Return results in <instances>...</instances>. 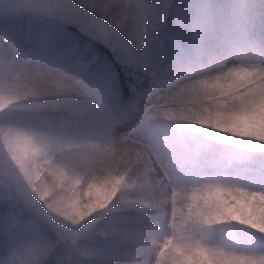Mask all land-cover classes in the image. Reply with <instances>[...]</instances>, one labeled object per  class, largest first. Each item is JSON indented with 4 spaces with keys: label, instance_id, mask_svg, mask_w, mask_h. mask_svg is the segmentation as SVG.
Wrapping results in <instances>:
<instances>
[{
    "label": "snow or ice",
    "instance_id": "6c2138e0",
    "mask_svg": "<svg viewBox=\"0 0 264 264\" xmlns=\"http://www.w3.org/2000/svg\"><path fill=\"white\" fill-rule=\"evenodd\" d=\"M76 4L78 9L60 17L74 25L65 29L60 43L96 72L110 104L79 80L28 60L0 32L12 56L10 64L0 65V130L26 146L21 156L9 145L0 159L5 191L0 198V264H71L73 256L89 255L82 240L98 214L117 204L150 211L153 222L144 231L113 224L104 234L130 242L131 249L116 248L106 259L103 249H92L102 264H264V248L252 241L231 232L219 243L214 240L224 231L220 226L242 225L260 234L257 242L264 241V188L209 180L169 193L155 174L154 156L182 145L170 136L155 145L140 137L118 138L124 131L123 101L145 85L156 87L164 94L152 106L154 119L212 130L205 133L208 143L202 148L212 147V140L233 146L221 151L217 167L257 171L264 177V65L253 63L254 55H245L241 66L225 70L220 64L216 74H197L212 87H193L199 78L168 81L165 77L179 61L185 38L205 46L217 37L216 20L206 7L189 12L175 0ZM0 9L4 17L23 9L55 14L52 6L38 0H0ZM169 24L171 30L162 34ZM98 41L125 57L118 80L110 79L109 62L114 61ZM258 47H264V41L253 43L251 51ZM80 96L89 98V108L73 112L71 101ZM145 133L157 134L150 124ZM44 168L50 183L34 178ZM76 184L87 186L81 193L93 197L82 207ZM66 192L72 196L65 198ZM35 200L40 210L29 215ZM40 213L53 222L49 227L54 237L39 231Z\"/></svg>",
    "mask_w": 264,
    "mask_h": 264
},
{
    "label": "rangeland",
    "instance_id": "374dc122",
    "mask_svg": "<svg viewBox=\"0 0 264 264\" xmlns=\"http://www.w3.org/2000/svg\"><path fill=\"white\" fill-rule=\"evenodd\" d=\"M196 1L197 0H193L192 2L196 4ZM227 1H229L230 4L227 13H220V11L216 10L213 13V16L216 20L218 30L220 29L221 31L229 32L230 36L228 38L224 37L220 41V45L217 48H212V50H208V49L203 50L199 46L193 44L191 41L188 40L184 41L186 45L190 48L191 54L188 56H184L183 53H178L179 61L171 65V67L169 68V73L165 77L166 80L168 81L175 80L179 82V80H176L179 76L183 75L188 71H191L192 69L201 66H206L209 63H213L212 61L218 58L221 52H225V51H229L230 53L235 54L237 56V59L240 60H245V55H254L255 59L264 56V47H258L255 53L251 51V45L253 43L257 45H261V42L264 41L263 38L259 36L260 33H264L263 29H260L259 27L264 25V0H227ZM99 2L107 3L109 2V0H99ZM124 2L130 3L132 2V0H124ZM205 2L208 3L209 0H205ZM57 3H59L62 6L60 9H56L55 6ZM38 4L40 5L47 4L52 6L55 14L49 15L41 11H33L27 9H23V10L29 13H39L42 15L51 16L56 19H60L62 15H65L67 13L72 12L73 10H76V8H73L71 5H69V0H38ZM221 16H224V18L228 17L230 23L226 24L225 21H221L220 20ZM253 36L254 38H252ZM224 48H226L225 51L222 50ZM11 59L12 56L8 50L7 42L5 40H0V65L6 63L10 64ZM27 59L35 62L34 60H31L29 58ZM35 63H38L40 66L49 67L42 60H38ZM243 64L244 63L242 62L231 63L230 65H225L224 68L226 70L227 68L241 66ZM51 68H55V67H51ZM218 70L219 67L216 68L214 71H212L211 74H216V71ZM203 74L204 73H201V75ZM196 78H199V76L195 75L192 78H190V80L180 83H190L193 79ZM87 80L90 81L89 79ZM81 84L86 86V84H84V81H81ZM95 91L97 93L96 96H98L103 103L105 104L111 103L110 95H108L103 89H101L100 86H96ZM163 94H164V90L162 93L158 95H163ZM130 101L131 100L128 99V102L126 104H129ZM71 104L72 107H79L77 103H71ZM153 104L149 105L144 109L145 111L138 118L135 128L132 130V133L134 137H140L146 143L153 145L157 144L160 141L167 140L169 136L173 140L177 141L182 145L179 149L164 151L159 153L158 157L154 156L157 159V162L159 163L160 167L167 173V179L171 175L169 180V183L171 184V189L179 190L184 187H191L198 183H204L211 180L206 178L210 177L209 176L210 174L214 172H218L221 168L216 166V162H208V161L202 162L200 160L199 153L204 155L205 151L203 150L202 152H200L198 147H194V145L200 144L204 140L208 142V136L205 135V133L212 130H200L197 126L185 125L174 121L154 119L151 113ZM125 108H127V106H125ZM149 124L151 125V128L157 133L156 135H149L145 133V126ZM161 133H163V135H160ZM211 142L214 145L218 144V146L233 147L230 145H224L222 142H218L215 140H212ZM9 145H12V147L16 150L18 155L20 154V151H24L26 147L22 143H17L16 138L14 136H9L7 134L6 129L0 130V159H2L4 153L8 152ZM35 147L38 148L39 146H35ZM4 148H6L7 150H5ZM218 157H220V155ZM173 166L177 170L173 171L172 173L170 170H172ZM245 171L247 170H240L236 172L241 176V174H245ZM182 172L192 174L193 176L188 179H185L179 185L176 179L179 178L178 174ZM40 175L41 174H38L37 176H39V178H42V176ZM221 177L222 176H219L218 174L216 178L213 180H221L224 182L233 183V182H229L230 180L228 176L225 179H221ZM51 179L52 178H50V180L46 183H50ZM171 180L174 185H179V187L175 188ZM75 187H76V191L78 193H81V189H82L81 184H76ZM244 187L246 186L244 185ZM249 189L257 190L261 188L257 187L253 183L252 186L249 187ZM172 190H170V192ZM86 192H87V186H83L82 193H86ZM82 193H81V199L78 200V203L80 204L81 207L83 206V204L89 203L93 199V197L89 195H83ZM4 195H5L4 188L2 185H0V198H3ZM70 196H72L71 192L65 193V198ZM33 204H34L33 212H39L40 202L38 200H35ZM33 212L30 213L29 215L33 214ZM101 216L102 219L98 223V226L100 227H98L97 229H93L95 227H92L91 229L93 231L100 230L101 232L106 233L110 230L113 224H116L121 228L125 229L124 224L126 219L130 220V224L128 223L129 227L127 226L128 228L127 230L144 231L149 229L153 222V218L150 211L122 208L118 204L115 206H110L108 209L98 214L97 219H99ZM88 218L89 217H85V219ZM41 222L48 224L53 223L50 220H48L47 217L43 216L42 213H40L39 215L40 232L43 229L42 225L40 224ZM56 226L59 227L58 225ZM238 226L244 227L242 225H238ZM252 232L254 233V231ZM53 233L55 234V232ZM258 234L259 233H255V235ZM104 236H108V235L104 234ZM221 239H223V236L218 238L214 237V240L217 243H219ZM103 242L104 239L100 243L101 247L97 245L96 248H101L104 250V247L102 246ZM91 243L92 241L86 242L84 239L81 242V246L84 247L86 250H90L89 251L90 253L91 250L93 249L90 248ZM125 245H127L129 250L131 249L130 242H128ZM257 247L264 248L263 245H258Z\"/></svg>",
    "mask_w": 264,
    "mask_h": 264
},
{
    "label": "trees",
    "instance_id": "16d2710c",
    "mask_svg": "<svg viewBox=\"0 0 264 264\" xmlns=\"http://www.w3.org/2000/svg\"><path fill=\"white\" fill-rule=\"evenodd\" d=\"M192 1L193 0H175V2L181 8H184L189 12H194L196 10L203 9L206 7L212 15L216 10L220 11V13H227L230 6L229 1L227 0H209L208 3L205 2V0H197V5L194 4ZM69 5L76 9H78L79 7L76 4V0H69ZM0 12H2V9H0ZM220 20L225 21L226 24L230 23L228 17L224 18V16H221ZM72 27H74V25L65 24L61 18L56 19L51 16L42 15L39 13H29L25 10H21V13L19 15L11 17H4L0 15V32L6 33L7 39L11 41V43L16 46L21 52L26 53L27 58L34 60L35 62L38 60H42L49 67H55L56 69L71 76L73 79H78L80 82L84 81V84H86L85 87L91 90L96 95L97 93L95 91V88L96 86H100L96 72L92 70L90 65L86 66L82 62L78 61L75 56L69 54L68 50L60 43L59 38L65 34V29H70ZM259 27L264 31V25ZM170 30L171 25H165L164 29L162 30V34H167ZM229 36V32L221 31L219 29L217 32V37L211 39L207 45L199 47L203 50H212V48H217L220 45V41L224 37L228 38ZM254 36L252 38H254ZM259 36L262 37L264 40V33H260ZM186 40L190 41L188 38H185V41ZM98 43H100L101 47L107 49L108 54L112 57V61H114V63L109 62L111 68V72L109 73L110 79L118 80L120 68L123 67L126 63L125 57L121 54H118L113 48H110L105 45L103 41H98ZM222 50L225 51L226 48ZM178 53H183L184 56H188L191 54V51L190 48L184 42L183 46L178 50ZM212 62L213 63H209L206 66H201L192 69L191 71H188L183 75L179 76L176 80H179V82L188 81L190 80V78L197 75L198 73L201 74L207 71H214L216 68L219 67L220 64H223V66H225L230 65L231 63H244L245 60L237 59V56L235 54H232L229 51H225L221 52L218 58L214 59ZM253 62L264 65V56L254 59ZM87 79H89L90 81H88ZM162 92L163 89H158L156 87L149 88L147 85H145L144 88L134 91L131 97L123 101L124 105L127 106L125 123L122 125L124 131L120 134V137L118 138H136L133 136L132 130L135 128L138 118L145 111L144 109L146 107L156 102V97L159 96L158 94ZM128 99H130L131 101L129 104H126L128 102ZM71 103H77L79 105V107H73V112L89 108V98L87 97L82 96L79 98H74ZM67 114L68 113H65V115ZM57 115H59V113H57ZM207 143L208 142L204 140L200 144L194 145V147H198L200 152H202L203 150L205 151L204 155L199 153L200 160L202 162H216L219 159L218 156L221 154V151L227 146H218V144L214 145L211 142L212 147H201L202 145H206ZM4 149L7 150L6 148ZM19 155L24 156L25 150L20 151ZM39 158V155H37L36 159ZM154 160L156 161L155 174L157 175L158 179L163 180L167 191L170 192V190H172L171 184L169 183L171 175L167 179V173L160 167L155 157ZM256 167H258V164L256 165ZM47 170V168L40 170L34 175V178L38 174H41L40 176H42V178L40 179L42 180V182H48L52 177L48 174ZM175 170L177 169L173 166L172 170L170 171L173 173V171ZM179 174V178L176 179L179 185L185 179H188L193 176L192 174H188L186 172H182ZM218 174L219 176H222L221 179H225L228 176L230 180L229 182H233L239 186L245 185L249 188L254 183L257 187L264 188V177H261V175L257 171H245V174H241L240 176L239 174H237L236 171H226L221 168L218 172L210 174V177L206 179L213 180ZM179 185L173 184L175 188H178ZM33 208L34 204L31 203L27 209V214L32 213L34 210ZM168 211L170 219V207ZM101 219L102 216L97 219V221L94 223L92 227L95 228L93 229H97L98 227H100L98 226V223ZM128 223L130 224V220L126 219L124 224L126 230L128 229ZM40 224L43 227L41 231L42 233H46L50 236L55 235L49 227L50 224L44 222H41ZM220 227H222L224 231L217 233L215 238L221 236L224 237L225 234L231 232L235 234L237 238L243 241H252L253 244H255L256 246H264V241L257 242L256 240V237H258L259 234L255 235V233L252 232L253 230L247 228L246 226L240 227L238 225H227ZM103 239L104 242L102 246L104 247L103 251H105V259L116 248H119L121 251L129 250L127 245H125L128 243V241H125L123 239L116 240L113 239L110 235L104 236V233L100 230H89V234L85 238V241H92L90 248L95 249L97 245L101 247L100 243ZM58 251H61L62 254V249ZM77 260L82 261V264H102L101 258L94 255L92 251L89 253V255L86 256H73L71 264H75Z\"/></svg>",
    "mask_w": 264,
    "mask_h": 264
},
{
    "label": "clouds",
    "instance_id": "9594fccd",
    "mask_svg": "<svg viewBox=\"0 0 264 264\" xmlns=\"http://www.w3.org/2000/svg\"><path fill=\"white\" fill-rule=\"evenodd\" d=\"M193 87H212L207 78H199L192 82Z\"/></svg>",
    "mask_w": 264,
    "mask_h": 264
}]
</instances>
